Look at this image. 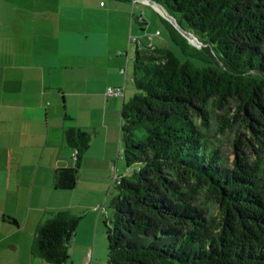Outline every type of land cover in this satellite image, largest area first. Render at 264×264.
<instances>
[{
	"label": "trees",
	"instance_id": "obj_1",
	"mask_svg": "<svg viewBox=\"0 0 264 264\" xmlns=\"http://www.w3.org/2000/svg\"><path fill=\"white\" fill-rule=\"evenodd\" d=\"M150 1L199 45L164 21L174 48L135 54L120 127L127 171L104 222L108 264H264V0ZM229 135L231 164L219 141ZM64 141L73 166L53 186L70 192L91 138L67 128ZM80 220L48 214L31 254L67 264Z\"/></svg>",
	"mask_w": 264,
	"mask_h": 264
},
{
	"label": "crops",
	"instance_id": "obj_2",
	"mask_svg": "<svg viewBox=\"0 0 264 264\" xmlns=\"http://www.w3.org/2000/svg\"><path fill=\"white\" fill-rule=\"evenodd\" d=\"M146 5L149 4L132 0L56 1L52 4L47 34L39 36L38 46H45L46 54L31 52L28 56V49H34L36 38L21 36L14 41V47L27 58L16 62L17 55L8 59L5 52L0 58V137L6 142L12 135L25 134L30 138L24 146L5 145L6 158L12 159L17 166L4 173L3 188L16 183L19 191V162L25 155L23 149L28 148L30 158L34 156L40 162L32 180L33 188L36 181L45 180V191L57 199L54 204L40 209L42 215L37 227L50 213L81 210V199L76 198L78 193L89 198L90 191L96 189L95 186L91 188L93 184L89 182L99 174L108 179L109 169L111 181L101 183L98 190L114 187L113 174L118 172L116 160L122 158L121 115L124 105L135 94V54L142 48L167 47L165 42H157L155 37L161 33L156 35L159 32L154 31L156 25L151 30L154 36L148 39L143 34L145 27L142 29L136 23V19L151 23ZM13 59L16 65L10 64ZM16 78L24 86L27 84L24 78H33L38 81V88L15 92ZM109 88L120 89V95L108 97ZM14 95L18 96L17 100ZM11 112L15 113L17 121H10ZM67 128L84 130L90 135L91 143L82 157L75 188L61 192L53 186L54 173L57 169L73 166L74 151L64 141ZM8 150L10 156L6 153ZM85 177L88 182L83 181ZM32 261V264H44Z\"/></svg>",
	"mask_w": 264,
	"mask_h": 264
},
{
	"label": "rangeland",
	"instance_id": "obj_3",
	"mask_svg": "<svg viewBox=\"0 0 264 264\" xmlns=\"http://www.w3.org/2000/svg\"><path fill=\"white\" fill-rule=\"evenodd\" d=\"M56 1L59 0H0V58L4 57L2 55L3 52L9 56L8 59L17 55L16 62L27 58L25 57L26 55H20V51H16L17 49L14 47V41L19 40L21 36L36 38L34 49H28V56L31 55V52L36 55L46 54L45 46H38L39 36L40 34H47V23L50 22V14L53 8L52 4L54 5ZM102 1L104 3L108 2V0ZM146 6L151 17V23L145 20L146 26L143 34L150 39L151 36H154L151 30L155 29L153 27L156 25L157 30L154 31L161 33V36L155 37L157 42H165L169 49H173L174 47L169 41L164 21L172 25L183 36L182 32L158 10L150 5ZM138 30L140 31L139 27ZM187 41L189 44L195 46L189 40ZM191 41L199 45L196 40L192 39ZM16 62L14 59L13 63L8 61L12 65H16ZM24 80L27 82L25 86L17 78L14 80L15 92L21 89L31 91L38 88L37 80L33 78H24ZM46 85H48L47 80ZM17 98L18 96L14 95V99L17 100ZM14 115L15 113L11 112V117L9 118L11 122L17 121ZM24 118L26 117L24 116ZM27 138L25 134L12 135L8 138L9 142H6L4 138L2 139L0 137V264H32V260L42 262L39 258L31 254L37 229V220L42 215V210L40 209L54 204L57 200L52 197L50 192L45 191V180L42 182L40 180L38 182L36 181L33 188L32 180L34 179V173H36V168L40 162L34 156L30 158L28 148L23 149L25 155L19 162L21 169L19 175V191L16 190L18 187L16 183L12 184L11 187L8 186L6 189L3 188L5 186L3 185L4 173L10 168L13 169L14 166H17L14 164L15 162L11 161L12 159L6 158L5 145L9 146L10 144L12 147L16 145L24 146V143L26 144L30 139ZM232 138V135L219 138L220 150L227 164H231L235 159L231 146ZM241 148L244 150L243 147ZM245 151L247 150L245 149ZM6 153L10 156L9 150ZM116 161L118 169L117 175L124 174L127 171L124 159L120 158ZM43 163L45 162L43 161ZM43 163L40 164L39 179L44 167ZM95 170L97 173L99 167L97 166ZM108 173V179L111 181L110 169ZM86 177L83 179L84 182H88L86 181ZM108 179L106 175L102 174L95 176V179L89 182L93 184L90 185L91 188L93 186L96 188L90 191V197L88 198L82 192L78 193L76 197L77 199H81V210L72 214L81 217V220L69 247L70 259L67 264H108L107 238L104 222L111 217L109 203L117 192L115 187L110 186H107L106 189L101 188L98 190L101 183ZM31 192L32 197H30ZM210 208L214 211L211 206Z\"/></svg>",
	"mask_w": 264,
	"mask_h": 264
},
{
	"label": "water",
	"instance_id": "obj_4",
	"mask_svg": "<svg viewBox=\"0 0 264 264\" xmlns=\"http://www.w3.org/2000/svg\"><path fill=\"white\" fill-rule=\"evenodd\" d=\"M146 3H148L149 5H151L154 9L158 10L165 18H167L178 30H180L183 34V36L185 38H187V40H189L192 44H195L193 43L191 40L194 39L195 40V37L192 36L190 33H187V32H184L183 30H181L178 26L175 25L173 19H171L167 12L159 5H157L156 3H153L151 2L150 0H145Z\"/></svg>",
	"mask_w": 264,
	"mask_h": 264
},
{
	"label": "built area",
	"instance_id": "obj_5",
	"mask_svg": "<svg viewBox=\"0 0 264 264\" xmlns=\"http://www.w3.org/2000/svg\"><path fill=\"white\" fill-rule=\"evenodd\" d=\"M144 2L143 0H132L133 3H137V2ZM159 33H156V35H158ZM121 93V90L120 89H112V88H109L107 90V96L108 97H115V96H118L120 95ZM74 156H75V153H73V159H74ZM118 179V175L115 173L113 174V184L117 181Z\"/></svg>",
	"mask_w": 264,
	"mask_h": 264
},
{
	"label": "bare ground",
	"instance_id": "obj_6",
	"mask_svg": "<svg viewBox=\"0 0 264 264\" xmlns=\"http://www.w3.org/2000/svg\"><path fill=\"white\" fill-rule=\"evenodd\" d=\"M144 2H146L145 0H143Z\"/></svg>",
	"mask_w": 264,
	"mask_h": 264
}]
</instances>
